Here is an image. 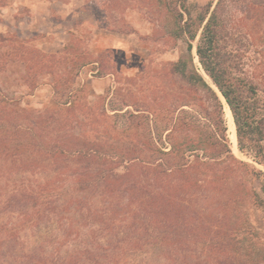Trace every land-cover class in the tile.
<instances>
[{
	"label": "rangeland",
	"instance_id": "1",
	"mask_svg": "<svg viewBox=\"0 0 264 264\" xmlns=\"http://www.w3.org/2000/svg\"><path fill=\"white\" fill-rule=\"evenodd\" d=\"M55 1L73 6L72 16L66 21L68 24L66 40L69 46L65 49L63 47L59 53L45 50V45L50 41V37H47L45 33H33L24 26L16 25V17L19 14L26 15L27 9L16 8L13 0H0V99L2 100L0 119L4 114L3 109L6 111L11 108V104L4 101L5 96L19 100V104L13 103V106L17 113H24L25 117L22 119L26 123L33 126L54 123L49 130L57 128V121L52 122L48 117L45 118L51 112L59 110L51 99L55 92L62 93L67 87L78 89L76 83L74 87L71 84V79L77 76L76 80L79 79L80 84L84 83L87 87L80 92L78 111L67 117L66 122L70 129L78 127L91 130L93 124L96 125L95 129L101 128L100 132H102L103 128L107 127L108 131L106 135H103L113 145L115 143L113 139L119 137L127 125V119L123 116L125 112L135 113V110H140L145 113L148 109L156 108L159 118L155 123L157 134L155 133L154 137L164 142L161 148L165 149V152L170 149L169 141L186 144L188 140L190 144L191 141L196 142L199 138L204 139L205 133L194 132L192 130L194 128L188 127L187 124L189 125L190 119L192 121L196 119L199 121L198 125L204 127L203 131L206 130L210 113L209 101L203 91L192 89L184 84L177 77L178 74L173 72V65L179 60H188L190 57L188 68L194 70L214 89L215 86L198 61L195 48L202 28L215 8L218 9L219 31H221L217 58L221 60L227 78L240 91L244 101L249 96L250 86H254L259 94L258 104L262 105L264 102V0ZM178 1L182 5L180 9L184 21L187 16L183 11L188 10L192 19L195 20L204 12L206 6L211 4L203 24L197 26L196 20L193 26V30L196 31L193 41H190L188 36L176 37L178 19L174 13L170 12V6ZM218 1L221 2L220 7L217 5ZM189 42L193 46L190 54L187 51ZM93 62L96 64H92ZM98 70L101 71L100 74ZM214 90L219 93L216 87ZM183 99L186 100L185 103H188V107H181L184 105ZM90 101H93L92 104L89 103ZM246 103L251 105L252 101ZM120 109L122 110L119 111ZM181 109L185 112L180 113ZM104 113L107 117H98V114ZM144 122L145 120H141L136 123L139 124L137 126L139 130L134 141L140 144L148 139L143 131ZM172 123L178 126V131L168 140L166 139L167 130ZM41 128V126L38 127V129ZM189 129H191V132H188L190 134L187 133ZM53 132L52 129L51 133ZM99 133L96 137H100ZM53 136L54 134L47 138ZM244 142L250 143L247 136L244 137ZM114 145L115 147L111 148L104 145L102 150H105L107 155H111L117 147L116 143ZM261 145L264 147V139ZM229 148L236 159L256 170L254 174L251 172L248 174L246 173L248 171L245 172L232 164L227 183L211 184L213 179L210 169L199 165L193 172L194 181L197 183L193 185L192 179L190 182L192 186H178L179 191L176 190L173 193L175 196L181 194V202L191 204L194 202L193 212L190 210L192 215L188 217L190 220L183 228V233L188 230V224L192 228L190 236L194 237L192 242L194 249L191 254V264H231V259L236 260L234 264H259L264 259V192L262 189L264 162L256 163L252 158L241 153L238 150V142L236 148L231 147L229 143ZM201 149L206 150L204 146ZM201 149L196 148L193 155H199L204 159L205 155L202 153L205 152ZM133 153L129 152V157ZM147 153L148 151L133 155L143 158ZM28 159L25 164L19 161L11 166L9 171L14 175L26 165H30ZM97 159L91 163L96 169L101 162ZM53 160L54 158L47 157L45 169L51 168L49 165ZM131 170H135V167H131ZM1 175H3L2 172ZM50 179L51 182L57 181L55 175ZM7 180L6 174L5 177L0 176V182H5L4 187L7 186L5 189L7 192L4 194L2 192L0 197V211L5 209L2 198L6 197L7 193L29 190L26 186L19 187V182L14 186ZM34 187V192L38 193L37 191L44 189V184ZM186 190H190L191 195L194 192L195 195L192 197ZM251 190L255 192L257 199L253 198ZM203 193L206 195L209 193L208 198L216 197V202L210 203L208 198L204 202ZM32 195L31 193V198L27 202L22 201L27 205L25 210L17 211L16 202V206L12 208L15 214L8 215L7 212L0 214V238L9 237L15 245V249L8 246V250L6 245L2 248L0 259H3L4 264H15L11 262L12 258L15 261L24 262L25 254L31 255L36 247L48 257L49 244H52L50 241H58L56 235L62 233V230L50 224L49 220L42 219L35 223L31 213L35 209L32 204L29 207L27 203L34 201V207H38L36 205H40V202ZM227 196L238 198L240 200L238 205L235 207L225 205L222 199ZM203 210L204 215L201 214ZM28 211H31L30 215H26ZM178 212L181 220L187 219L185 213L188 212L185 209H180ZM165 217L171 219L170 216L165 215ZM30 225L36 226L27 230L26 228ZM3 227L10 229L8 234H5ZM13 227L15 228L12 231ZM225 229L235 230V241L239 242L236 247L234 244L227 248L214 245V239L218 234H223ZM105 238L100 237L97 240L100 247L106 245ZM107 238L110 239V236ZM185 239L187 238L183 235L182 241L186 244ZM143 252H139L136 260L142 258L147 261L148 256ZM236 254L238 256L234 257ZM181 258L177 254L174 264H178ZM150 261L151 264H169L165 262L161 252L158 255H152Z\"/></svg>",
	"mask_w": 264,
	"mask_h": 264
},
{
	"label": "trees",
	"instance_id": "2",
	"mask_svg": "<svg viewBox=\"0 0 264 264\" xmlns=\"http://www.w3.org/2000/svg\"><path fill=\"white\" fill-rule=\"evenodd\" d=\"M217 5L220 7L221 2L218 1ZM210 7L211 4H208L204 12L195 20L188 10L183 11L187 16L184 21L180 1L176 4L174 2L170 6V12L178 19L176 37L188 36V39L193 41L196 37L193 26L196 20L197 26L203 24ZM217 10L215 8L212 11L202 28L195 48L196 56L204 73L212 81L231 112L238 150L252 158L254 162L262 164L264 162V147L261 145L264 139V102L262 105L258 104L259 94L254 86H250L249 96L244 101L240 91L227 78L222 62L217 58L221 32ZM182 22L184 23L181 24ZM192 48L189 42L187 44L189 54ZM190 61V57L188 60H179L173 65V72L177 73V77L188 87L203 91L210 107L208 125L203 131L204 127L198 125L199 121L190 119L187 126H192L194 128L192 130L198 131L199 134L205 133L204 139L199 138L196 142L191 141L190 144L188 140L186 144L169 141L170 149L166 152L161 148L164 142L154 137L155 133L157 134L155 123L159 118L156 108L146 110V114L140 110H135V113L127 111L123 114L127 119V125L122 134L113 139L117 147L111 155H107L105 150H102L104 145L108 148L115 147V143L110 144L104 136L108 131L107 127L103 128L102 132H100L101 128L95 129L96 125L93 124L91 130L78 127L70 129L66 122L67 117L78 111L80 92L87 87L84 83L80 84L79 79L76 80L77 76L71 79V84L74 87L76 83L78 89L67 87L62 93L55 92L51 99L55 107L59 108L57 112H51L45 117L52 122H58L57 128H52L53 133L49 128L54 123L34 124V126L26 123L22 119L25 117L24 113H17L13 106V103L19 104V100L4 96V101L10 103L11 108L6 111L3 109L4 114L0 119V171L3 174L1 175L0 172V176L5 177L6 174L14 186L19 182V187L26 186L29 190L11 191L6 197L3 196L5 209L0 211V214L6 212L8 215L15 214L12 208L16 206V202L17 211L25 210L27 205L22 201L30 200L32 193L33 198L40 202V205H36L38 207H34V201L27 203L28 206L32 204L35 209L30 211L35 223L42 219L49 220L50 224L62 230L61 234L56 235L58 241H50L52 244H49L48 257L36 247L31 255L25 254L24 262L15 261L13 258L11 262L15 264H151V256L161 252L165 262L169 264L176 262L177 254L182 257L178 264H191L194 237L190 236L192 232L190 224L187 225L186 233H183V228L190 220V214L192 215L190 210L193 212L194 202L193 204L181 202V194L175 196L173 193L179 191L178 186L191 185L192 179L193 185L197 183L194 181L193 172L199 165L210 169L213 179L211 184L227 183L232 164L245 172L248 171L246 172L248 174L250 172L254 174L256 170L231 154L223 103L218 93L200 75L188 68ZM100 72L98 70L99 74ZM250 101L252 104L247 105L246 102ZM182 102L184 105L181 107L189 106L185 103V99ZM179 112L185 111L181 109ZM103 116L107 117L105 113L98 114V117ZM141 120H145L143 131L148 136L143 144L134 141L139 130L137 127L139 124L136 123ZM40 126L42 128L38 129ZM170 126L166 136L168 140L178 131L176 124L172 123ZM188 132H191V129ZM97 133L101 134L100 137H96ZM53 134V137L47 138ZM245 136L250 143L244 142ZM203 146L207 151L201 149ZM196 148L205 152L202 153L205 155L204 159L199 155H193ZM147 151V155L143 158L133 155ZM129 152H134L132 157H129ZM49 156L54 160L49 165L51 168L45 169L47 166L45 160ZM96 158L101 161L98 169L91 165ZM26 159L31 166L21 167L22 170L15 172L14 175L9 171V168L19 161L27 163ZM131 167H135V170H131ZM53 175L57 179L56 182H51L50 177ZM32 177L34 179H31ZM0 184V197H2V192L3 194L7 192L5 190L7 186L4 187L5 182ZM40 184H44V189L35 193L34 186ZM262 189L264 192V186ZM186 191L191 195L190 190ZM208 194H202L204 202L207 201ZM251 194L257 199L253 190ZM194 195L193 192L191 196ZM227 197L222 199L225 205L234 207L238 205L240 201L238 198ZM217 201L220 203L219 199ZM208 202L215 203L216 197H209ZM180 209H185L189 213H185L186 220L180 219L178 212ZM30 212L28 211L26 215H30ZM204 213L203 210L201 214ZM165 215L170 216L171 219L166 218ZM32 226L36 225H30L26 229L30 230ZM14 228L11 230L13 231ZM3 230L5 234L10 231L6 228ZM234 231L223 230V234H218L214 239V245L227 248L234 244L236 247L239 242L235 241ZM183 235L187 238L186 244L182 241ZM107 236H110V239ZM100 237H106L104 241L106 245H102L103 247L97 242ZM5 245L7 249L8 246L15 249L11 238H0V253ZM140 251H144L143 253L148 256L147 261L142 258L136 260ZM236 256L238 255H234ZM215 258L219 260L218 257ZM231 260V264L236 261ZM0 264H4L3 259H0ZM259 264H264V259Z\"/></svg>",
	"mask_w": 264,
	"mask_h": 264
},
{
	"label": "crops",
	"instance_id": "3",
	"mask_svg": "<svg viewBox=\"0 0 264 264\" xmlns=\"http://www.w3.org/2000/svg\"><path fill=\"white\" fill-rule=\"evenodd\" d=\"M18 9H27L26 15L16 17V25L24 26L33 33H45L50 41L45 45L48 52L59 53L69 42L67 23L71 17V4H62L55 0H13Z\"/></svg>",
	"mask_w": 264,
	"mask_h": 264
},
{
	"label": "bare ground",
	"instance_id": "4",
	"mask_svg": "<svg viewBox=\"0 0 264 264\" xmlns=\"http://www.w3.org/2000/svg\"><path fill=\"white\" fill-rule=\"evenodd\" d=\"M204 77H206L205 74H204ZM213 88L215 89V87H213ZM218 95L220 97L221 102L223 103L226 126H227V138L229 140L231 147L236 148L237 140H236L235 126H234V122H233L231 112H230L227 104L225 103L224 99L221 97V95L219 93H218Z\"/></svg>",
	"mask_w": 264,
	"mask_h": 264
},
{
	"label": "water",
	"instance_id": "5",
	"mask_svg": "<svg viewBox=\"0 0 264 264\" xmlns=\"http://www.w3.org/2000/svg\"><path fill=\"white\" fill-rule=\"evenodd\" d=\"M221 95V94H220ZM222 97V96H221ZM223 98V97H222ZM226 103V102H225Z\"/></svg>",
	"mask_w": 264,
	"mask_h": 264
}]
</instances>
